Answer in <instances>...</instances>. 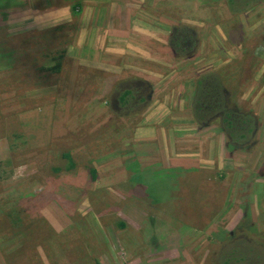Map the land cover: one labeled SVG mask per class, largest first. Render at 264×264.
I'll return each instance as SVG.
<instances>
[{
  "label": "rangeland",
  "instance_id": "1",
  "mask_svg": "<svg viewBox=\"0 0 264 264\" xmlns=\"http://www.w3.org/2000/svg\"><path fill=\"white\" fill-rule=\"evenodd\" d=\"M224 4L0 0V264H213L238 227L264 239V0L235 16ZM131 16L167 30L144 43L153 61L87 51ZM181 26L198 38L187 58ZM206 73L258 118L249 145L192 118Z\"/></svg>",
  "mask_w": 264,
  "mask_h": 264
},
{
  "label": "trees",
  "instance_id": "2",
  "mask_svg": "<svg viewBox=\"0 0 264 264\" xmlns=\"http://www.w3.org/2000/svg\"><path fill=\"white\" fill-rule=\"evenodd\" d=\"M224 1L229 13L238 15L246 13L263 0ZM171 35L175 54H180L183 58H187L185 53L194 51L198 44L196 32L188 26L172 28ZM47 70L57 72L59 66ZM137 89L122 93V106L135 101ZM231 95L218 74L206 73L196 81L191 115L199 127H218L227 137L228 144L240 149L249 145L256 137L259 120L250 110L236 107ZM92 173L95 171L92 170ZM119 225L125 226L123 222ZM238 228L233 236L221 242L214 255L213 264H264V239L256 236L253 238L249 227Z\"/></svg>",
  "mask_w": 264,
  "mask_h": 264
},
{
  "label": "crops",
  "instance_id": "3",
  "mask_svg": "<svg viewBox=\"0 0 264 264\" xmlns=\"http://www.w3.org/2000/svg\"><path fill=\"white\" fill-rule=\"evenodd\" d=\"M143 1H145V0H143ZM151 1L152 0H146V2H151ZM168 1H173V0H168ZM139 4H143V5L148 6L147 10L150 8L149 5L142 3V1L139 2ZM233 16H235V15H233ZM187 17H189V16H187ZM138 21L139 20H137L131 16V17H128L127 23L129 24V26L123 27V26L118 24L114 28H109L108 31L111 33V37L106 41L105 35H99L98 39H96V43L99 41L100 45L97 44V46L93 45V47L92 46L87 47V51H89V48H93L94 51L90 53L93 56H96V55L102 56L101 53H104V54L108 53V56L113 55V57H111V58H113V59L121 58L122 63H126V64H128V63H142L143 61H148V62L153 61V59H151L149 57L148 48L144 45V43H146L147 41H150L152 39L153 40H156V39L160 40V39L166 38L165 31H167V30L164 27L159 28L158 26H157V28H155L153 26L155 28L154 29L150 26H147L145 23L140 22V21L138 22ZM189 26L195 28L192 25H189ZM195 29L197 31V28H195ZM118 39H120L123 43L117 45L116 42ZM135 50L140 51V55L133 56ZM110 59L109 60L105 59L104 62H106V63L114 62ZM98 60H100V58ZM154 62H156V61H154ZM166 113H167V111L165 112L164 115H166ZM168 114H169V112H168ZM212 128H214V127H212ZM260 130H261V127L258 128L257 136L260 134ZM205 138H208V137H205ZM205 138H203V139H205ZM216 144L218 147L217 148V154L218 153L222 154V158H221L220 162H218L219 163L218 167H223V165H224L223 158L225 156L226 150H225V146H224V139L220 134H219V136H217V143ZM193 154H194V156L202 158V160H207V159H203L204 157L202 155H204V153L200 150V148L196 153H193ZM190 159H194V158H190ZM196 170H198V168Z\"/></svg>",
  "mask_w": 264,
  "mask_h": 264
},
{
  "label": "clouds",
  "instance_id": "4",
  "mask_svg": "<svg viewBox=\"0 0 264 264\" xmlns=\"http://www.w3.org/2000/svg\"><path fill=\"white\" fill-rule=\"evenodd\" d=\"M44 19H45L44 16H38V17H35V20H36L37 22H39V21H43Z\"/></svg>",
  "mask_w": 264,
  "mask_h": 264
},
{
  "label": "flooded vegetation",
  "instance_id": "5",
  "mask_svg": "<svg viewBox=\"0 0 264 264\" xmlns=\"http://www.w3.org/2000/svg\"><path fill=\"white\" fill-rule=\"evenodd\" d=\"M141 96H143V94L140 93Z\"/></svg>",
  "mask_w": 264,
  "mask_h": 264
}]
</instances>
